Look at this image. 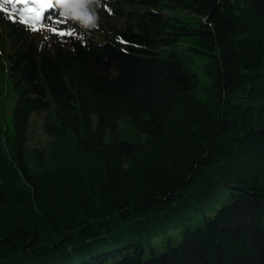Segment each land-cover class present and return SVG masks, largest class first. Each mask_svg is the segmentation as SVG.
Segmentation results:
<instances>
[{
  "label": "trees",
  "instance_id": "1",
  "mask_svg": "<svg viewBox=\"0 0 264 264\" xmlns=\"http://www.w3.org/2000/svg\"><path fill=\"white\" fill-rule=\"evenodd\" d=\"M100 5L0 9V264H264V0Z\"/></svg>",
  "mask_w": 264,
  "mask_h": 264
},
{
  "label": "rangeland",
  "instance_id": "2",
  "mask_svg": "<svg viewBox=\"0 0 264 264\" xmlns=\"http://www.w3.org/2000/svg\"><path fill=\"white\" fill-rule=\"evenodd\" d=\"M3 0H0L2 3ZM68 8L66 12V17L70 21H78L75 18H85L92 19L93 16L98 17L101 20L102 24L108 27L119 26L122 22L120 18L115 15H109V17H104V12L99 4L98 8H95V11H92L88 8L85 0H69ZM10 11H21L22 9L18 6V3L7 4L5 5ZM54 10L60 12V6L57 2L53 3ZM31 8V7H30ZM31 20H36V16L32 15ZM46 15V14H45ZM46 17V16H45ZM2 35L0 34V40ZM6 49L5 46L0 42V119L3 122L4 127L7 132L10 129V117L13 105L15 103V95L12 88V81L7 76V72L4 69V64H7L6 58ZM44 115L43 114H34L31 118L28 144L31 147H42L49 139L47 133L44 130ZM125 139L124 136H121Z\"/></svg>",
  "mask_w": 264,
  "mask_h": 264
},
{
  "label": "snow or ice",
  "instance_id": "3",
  "mask_svg": "<svg viewBox=\"0 0 264 264\" xmlns=\"http://www.w3.org/2000/svg\"><path fill=\"white\" fill-rule=\"evenodd\" d=\"M30 2H32V0H3V2L0 3V8H4L5 5L7 4L18 3L21 5H25V4H29ZM46 6H50V5H46ZM33 11L35 10L32 8H27V9H22L21 11L14 13L13 15L16 17H22L20 19V22L27 24L32 19V16L30 15V13H32ZM35 18L36 19H46V17L41 16L39 12L36 13ZM61 34H64V33H61Z\"/></svg>",
  "mask_w": 264,
  "mask_h": 264
},
{
  "label": "clouds",
  "instance_id": "4",
  "mask_svg": "<svg viewBox=\"0 0 264 264\" xmlns=\"http://www.w3.org/2000/svg\"><path fill=\"white\" fill-rule=\"evenodd\" d=\"M58 3H61L62 0H57ZM85 3L87 4L88 8L91 9L92 11H95V8L99 7L100 0H85ZM79 20V18H75ZM98 19V17L93 16L92 17V22L89 23L87 21H81V27H94L95 26V21Z\"/></svg>",
  "mask_w": 264,
  "mask_h": 264
}]
</instances>
